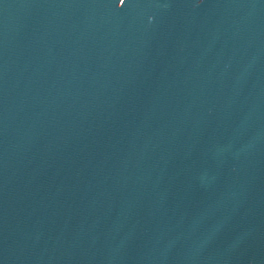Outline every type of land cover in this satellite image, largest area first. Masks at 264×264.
<instances>
[{"label":"water","instance_id":"water-1","mask_svg":"<svg viewBox=\"0 0 264 264\" xmlns=\"http://www.w3.org/2000/svg\"><path fill=\"white\" fill-rule=\"evenodd\" d=\"M0 264H264V0H0Z\"/></svg>","mask_w":264,"mask_h":264}]
</instances>
